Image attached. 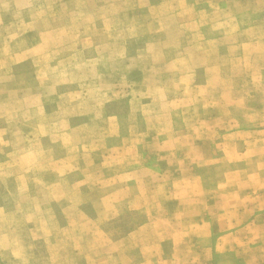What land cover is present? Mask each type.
Returning <instances> with one entry per match:
<instances>
[{
    "label": "rangeland",
    "instance_id": "obj_1",
    "mask_svg": "<svg viewBox=\"0 0 264 264\" xmlns=\"http://www.w3.org/2000/svg\"><path fill=\"white\" fill-rule=\"evenodd\" d=\"M0 264H264V0H0Z\"/></svg>",
    "mask_w": 264,
    "mask_h": 264
}]
</instances>
